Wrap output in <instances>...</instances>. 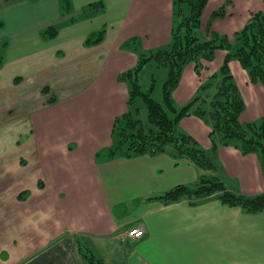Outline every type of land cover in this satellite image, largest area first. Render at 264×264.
<instances>
[{
    "label": "crops",
    "instance_id": "0c3cea01",
    "mask_svg": "<svg viewBox=\"0 0 264 264\" xmlns=\"http://www.w3.org/2000/svg\"><path fill=\"white\" fill-rule=\"evenodd\" d=\"M100 2L103 9L90 7ZM113 3L0 0V264H82L77 237L104 264H264V213L225 206L216 196L196 205L158 199L179 185L199 183L200 170L187 160L168 153L97 159L115 145V120L128 110L129 87L120 75L137 66L140 54L169 47L174 24V0ZM221 8L226 16L213 20ZM257 12H264V0H210L202 35L232 39ZM51 27L58 35L46 40L42 33ZM102 27V43L87 46ZM61 36L71 55L58 59L62 48L45 53L48 42ZM226 57L217 51L201 77L188 65L174 92L176 104H188ZM147 68L152 79L164 70L150 64L143 72ZM230 69L246 104L241 122L260 121L264 87L251 83L238 61ZM178 129L212 149V130L202 119L186 117ZM215 162V174L230 191L264 194L259 153L223 146ZM24 192L30 194L21 199ZM137 227L145 237L133 241L128 233Z\"/></svg>",
    "mask_w": 264,
    "mask_h": 264
},
{
    "label": "trees",
    "instance_id": "16d2710c",
    "mask_svg": "<svg viewBox=\"0 0 264 264\" xmlns=\"http://www.w3.org/2000/svg\"><path fill=\"white\" fill-rule=\"evenodd\" d=\"M210 0H174L172 41L169 47L143 53L137 66L119 77L129 87L127 112L114 123L115 145L97 154L98 160L113 159L117 154L134 157L155 156L168 153L176 160H187L200 170V180L195 186L179 185L163 194L160 199L170 205L188 201L196 205L201 200L216 196L225 206L240 208L246 213H264V194L245 196L230 191L217 173L215 154L220 147L235 146L244 155L259 153L264 163V117L254 123L244 124L241 115L246 109L244 98L230 69L233 60L238 61L248 73L250 82L264 87V12L252 13L245 27L231 39L226 35L211 32L202 35V22ZM103 9L102 2L90 5ZM70 12V3L62 5V14ZM226 16L225 8L215 12L212 19ZM106 28L92 34L87 46L101 44ZM58 30L51 27L42 33L46 40H52ZM132 39L126 43L131 46ZM225 50L227 57L219 72L203 83L196 96L186 105L178 106L174 92L178 88L185 68L193 65L198 76L214 61L217 51ZM150 64L167 71L163 84L164 103L153 98L156 78L145 91L141 82L143 70ZM48 92V89L45 90ZM142 98L148 109L147 117L135 107V100ZM52 97L50 103H54ZM196 116L211 128L212 149L207 151L190 135L178 129L182 119ZM40 182V187H43ZM29 192L20 195L21 199ZM82 264H104L91 251L86 241L77 237Z\"/></svg>",
    "mask_w": 264,
    "mask_h": 264
},
{
    "label": "rangeland",
    "instance_id": "374dc122",
    "mask_svg": "<svg viewBox=\"0 0 264 264\" xmlns=\"http://www.w3.org/2000/svg\"><path fill=\"white\" fill-rule=\"evenodd\" d=\"M115 0H110V4L113 6ZM61 26V25H60ZM97 26V22L95 24H93L92 26H87V27H84L82 28V32H87L89 30H92L93 28H95ZM91 28V29H90ZM106 28V27H104ZM103 27L100 29H104ZM81 30L80 31H77L76 33H74L73 35H75L76 37H73V41H76V40H79L82 36L81 34ZM68 38H65L64 36H61L59 37L58 39L56 40H53V41H50L48 42L49 44V47L48 49L45 50V53L49 52V51H52V50H56V49H59V48H62V52L60 53V55H57V58L58 59H61V58H64V57H68L70 56L72 50L70 49H66V45H67V40ZM75 42H73L74 44ZM4 54L2 51H0V57H3ZM162 72H158L154 77L156 78L157 82H156V88H155V92H154V95H153V98L155 100H157L158 102L160 103H164V91H163V84L165 82V80L167 79V72L166 70H161ZM165 74H164V72ZM154 73L153 70H151V68H147L142 74H141V82L143 84V89H145V91H147L151 85H152V74ZM166 76V77H165ZM135 107H138L141 111V114H142V117L143 118H146L147 117V113H148V109H147V105L145 103V101L142 99V98H137L135 100ZM19 152V150H18Z\"/></svg>",
    "mask_w": 264,
    "mask_h": 264
},
{
    "label": "built area",
    "instance_id": "2783aa9c",
    "mask_svg": "<svg viewBox=\"0 0 264 264\" xmlns=\"http://www.w3.org/2000/svg\"><path fill=\"white\" fill-rule=\"evenodd\" d=\"M128 236L133 241H140L145 237V231H144V229H142L140 227L133 228L129 231Z\"/></svg>",
    "mask_w": 264,
    "mask_h": 264
}]
</instances>
